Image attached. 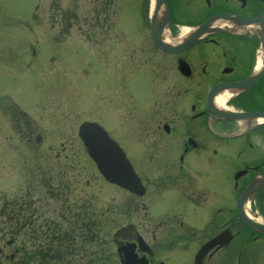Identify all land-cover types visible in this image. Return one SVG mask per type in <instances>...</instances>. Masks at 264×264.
<instances>
[{"label": "flooded vegetation", "instance_id": "af4514ba", "mask_svg": "<svg viewBox=\"0 0 264 264\" xmlns=\"http://www.w3.org/2000/svg\"><path fill=\"white\" fill-rule=\"evenodd\" d=\"M139 4L136 0L131 22L142 31L131 36L133 46L117 47V40L113 50H101L99 89L103 118L113 121L114 140L142 187L130 192L113 185L130 194L131 203L103 210L87 204L89 180L82 184L74 167L59 169V159L45 162V177L27 183L24 152L42 144L44 120L59 119L57 57L50 55L48 75L41 65L47 53L34 47L38 39L25 53L29 61L8 47L2 37L12 17L0 4V69L7 75L37 69L42 80L19 98L0 95L5 141L0 151L9 152L12 159L5 166L18 168L21 179L18 193L5 196L0 213L9 214L12 201H20L23 241L14 249L17 241H6L0 264L15 255L32 259L27 229L38 231L35 264H264V233L240 217L264 225V0ZM210 20H215L210 29L191 47L166 50L155 41L177 45L178 38ZM49 82L51 90L44 92ZM251 187L239 208L238 197ZM50 200L56 205L52 209ZM108 217L113 221L103 224ZM109 231V243H102ZM218 237L219 243L204 247ZM84 246L97 255L92 258Z\"/></svg>", "mask_w": 264, "mask_h": 264}, {"label": "rangeland", "instance_id": "374dc122", "mask_svg": "<svg viewBox=\"0 0 264 264\" xmlns=\"http://www.w3.org/2000/svg\"><path fill=\"white\" fill-rule=\"evenodd\" d=\"M38 1L0 0L4 15L12 17L9 20V24L8 22L5 23V29L3 30L5 37H2L4 41L9 42L8 47L11 49L16 48L19 50L18 53L22 54V60L26 57L27 61H29L30 57L25 56V53L27 52L28 54L29 45L38 39L40 45H35L34 47H36L38 53L41 51L47 53L46 56L42 57L41 65L44 67L42 73L48 75L53 71L50 55L54 54L57 57L58 77L53 80L59 84V119L52 121L44 120L42 123V144L40 147L37 146L36 150L26 148L24 154L27 165L25 169L23 168V171L26 173L27 183L36 181L40 176H42L41 178L45 177L46 170L44 166H47L45 162L52 160V162L57 163L56 161L59 159V169H62L61 164L66 167H74L75 173L73 175H77L82 180V184H85L89 180L90 184L89 186L86 184L85 188L89 192L86 195L89 196L87 204L90 208L98 210H103V208L109 209L116 207L117 204L123 201L129 206L131 203L130 194L107 183L100 175L93 160L89 157L85 147L78 139L77 131L82 122L92 121L104 125L108 128L110 136L113 139L116 138L113 121H105L101 112L99 89L101 72L100 53L106 47L109 50H113L116 47L117 40L121 42L117 47L133 46L130 40L131 36L142 31L139 26L135 27L134 22H131L136 0H116L117 4H114L113 8L107 11V14L111 18L112 16L115 17L109 19L110 23L102 24V28L98 24L93 25L91 23V26H89L88 23L84 22L92 18L93 13L91 11L96 2L98 3V0H59L58 15L72 16L74 11L78 16L79 21L73 23L74 26H71L68 34L59 32V17L57 19L55 17L54 20L50 21V12H48L49 0H42L40 8L35 11L34 7ZM139 2L140 0H137L138 5H140ZM117 6L118 18L116 21L117 14L115 15L114 12ZM32 13L35 15L39 14L40 16V19L36 21L37 24L31 22ZM16 17H19V19H16ZM15 20L23 22L25 27L22 25L20 27L18 23H15ZM0 27L2 29L1 25ZM61 30L65 31V26ZM32 31L34 36L29 38L28 32ZM54 35L56 43L53 42ZM41 83L42 80L39 77L37 69H26L20 75H7L5 69H0V95L10 93L19 98L23 93L26 95L32 85H41ZM113 84L109 90L108 103L110 105H113ZM49 85H51L50 82L48 85L43 84L44 92H50L51 88ZM22 104L25 106L23 97ZM107 110L110 111V109ZM68 113H72V115ZM6 127L5 125L3 129L5 134L7 133ZM4 144L5 141L3 140V136H1L0 147ZM11 159L12 157L9 156V152L0 151V209L5 196H15L18 193L17 191H19V184L21 183L18 168L11 169V167L5 166V164L7 165L8 162H11ZM40 160L42 161L41 165ZM61 160L63 163H61ZM40 168L43 169L42 175ZM27 183L26 187L28 188ZM76 198H82V196ZM50 202L52 203L47 205L52 209L56 205L52 200ZM58 208H60V205ZM48 214L50 218H54L53 220L56 221L51 210ZM109 219L113 221L114 218H106L103 224L109 223ZM14 230L11 228L7 229L6 224H0V248L4 246L6 241H10L15 245V239H17V243L12 249L17 248L18 242L23 243L21 234H15ZM111 233L112 231L108 232V236H106L105 240H102V243H109ZM12 237L16 238L13 239ZM84 248L89 251V254H93L91 255L92 258L98 253L96 249H91L90 247L88 249L85 246L82 247V251ZM103 248L105 250L107 246H103ZM109 250H114V247L110 246ZM6 253L8 254V251ZM2 264L7 263L3 261Z\"/></svg>", "mask_w": 264, "mask_h": 264}, {"label": "water", "instance_id": "95a60500", "mask_svg": "<svg viewBox=\"0 0 264 264\" xmlns=\"http://www.w3.org/2000/svg\"><path fill=\"white\" fill-rule=\"evenodd\" d=\"M227 18V17H220ZM209 21L202 26L193 29L185 38L177 39V45H163L159 38H156L158 44L164 48L179 49L188 48L195 44L198 38L210 29L211 24L214 22ZM247 82V81H246ZM244 82L242 85H246ZM79 136L86 146L89 155L96 162L99 171L110 182L117 183L130 191H136L137 185L139 186V179L135 174L133 168L129 165L125 154L119 146L108 136V133L96 123H83L79 128ZM254 188H247L239 197V208H242L246 200L252 194ZM242 220L248 226L264 233V225L255 223L249 220L243 214H240Z\"/></svg>", "mask_w": 264, "mask_h": 264}, {"label": "trees", "instance_id": "16d2710c", "mask_svg": "<svg viewBox=\"0 0 264 264\" xmlns=\"http://www.w3.org/2000/svg\"><path fill=\"white\" fill-rule=\"evenodd\" d=\"M52 2H56L55 3V8L59 9V1L57 0H52ZM113 5V0H98V3L96 2V5L94 6L93 10L91 11L92 14V18L91 19H87L84 22L89 26H91V23H93V25H100L99 27L102 28V24H105L102 19L101 16L104 12H106L107 10H109L111 8V6ZM78 16L76 14V12L73 11L72 16H65L64 18V24H65V31L68 32L71 28V26L75 23L78 22ZM14 203H12V207L14 208V210H10L9 214H5V215H0V219L4 220V223L7 224V226L11 229H15L14 233L18 234L21 230V216L19 214V209H20V201L15 200L13 201ZM29 230V229H28ZM38 231L36 230H30L28 237H29V241L32 243V247H31V251L29 252V256L32 259H28L26 257H20L17 260V263L14 264H20V262H23L21 264H35L34 263V258H35V238H36V234ZM24 259V260H23ZM25 261V262H24Z\"/></svg>", "mask_w": 264, "mask_h": 264}, {"label": "bare ground", "instance_id": "6f19581e", "mask_svg": "<svg viewBox=\"0 0 264 264\" xmlns=\"http://www.w3.org/2000/svg\"><path fill=\"white\" fill-rule=\"evenodd\" d=\"M228 23H229V24H232V23H233V21H232V20H230ZM187 33H188V31H184V33H183V36H185Z\"/></svg>", "mask_w": 264, "mask_h": 264}]
</instances>
